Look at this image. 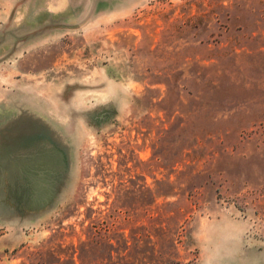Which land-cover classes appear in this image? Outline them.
Listing matches in <instances>:
<instances>
[{
    "label": "rangeland",
    "instance_id": "obj_1",
    "mask_svg": "<svg viewBox=\"0 0 264 264\" xmlns=\"http://www.w3.org/2000/svg\"><path fill=\"white\" fill-rule=\"evenodd\" d=\"M0 264H264V0H0Z\"/></svg>",
    "mask_w": 264,
    "mask_h": 264
}]
</instances>
